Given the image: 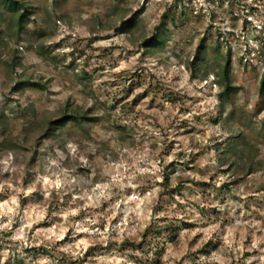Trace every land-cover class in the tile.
Returning <instances> with one entry per match:
<instances>
[{
    "label": "rangeland",
    "instance_id": "1",
    "mask_svg": "<svg viewBox=\"0 0 264 264\" xmlns=\"http://www.w3.org/2000/svg\"><path fill=\"white\" fill-rule=\"evenodd\" d=\"M22 1V28L1 21L0 264H154L157 231L160 264H264V0ZM64 114L88 119L49 130Z\"/></svg>",
    "mask_w": 264,
    "mask_h": 264
},
{
    "label": "trees",
    "instance_id": "2",
    "mask_svg": "<svg viewBox=\"0 0 264 264\" xmlns=\"http://www.w3.org/2000/svg\"><path fill=\"white\" fill-rule=\"evenodd\" d=\"M7 13H10L12 15L13 20H15L14 21L15 27L22 28L25 19L31 18V15L33 14V10L22 0H0V34L2 32L1 21L5 20ZM135 18L136 16H133L132 18L123 21L121 26L118 28V30H121V32H128L132 30L136 25ZM165 23L166 22L163 19L160 25L157 27V32L152 37H150L145 41V47L147 48V50L162 48L166 44L167 35L166 32L164 31V28H162L163 27L162 25H165ZM205 51L206 48L202 40V43L197 48L196 55L191 61V66H193L194 69H197L199 67L200 62L205 60ZM231 70H232V57L230 54L227 53L222 68L221 78L218 77L217 80L219 86L222 87L220 92L221 96L230 97L233 92H236L239 89L238 86H234L231 83ZM25 85L31 86V85H40V84L36 82L28 81L25 82ZM260 91L262 94H264V75L261 80ZM82 119H88V118L85 115L79 116L76 114L73 115L64 114L60 118L53 120L49 123V130L56 131L64 127L69 121L80 123ZM166 179L169 180V176H167ZM175 232L176 231L172 229L168 230L167 234L170 241H173L175 239L174 238L176 237ZM160 235H162V231H157L156 236L153 238L154 242H152L153 243L152 253L154 255V257L152 258V263L154 264H160L161 261L159 257L161 255V250L163 246H160L161 245V241L159 240ZM142 248H143L142 244H138V246L133 247V249L135 250ZM14 264H20V263L18 261H15Z\"/></svg>",
    "mask_w": 264,
    "mask_h": 264
}]
</instances>
